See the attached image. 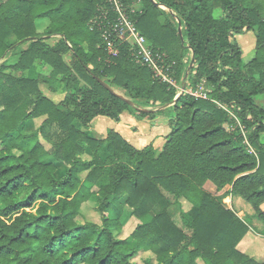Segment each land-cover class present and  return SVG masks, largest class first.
Returning a JSON list of instances; mask_svg holds the SVG:
<instances>
[{"label":"trees","instance_id":"obj_1","mask_svg":"<svg viewBox=\"0 0 264 264\" xmlns=\"http://www.w3.org/2000/svg\"><path fill=\"white\" fill-rule=\"evenodd\" d=\"M102 7L106 0H0V264H136L145 252L144 264H264L238 249L249 223L203 188L230 186L264 229V106L256 102L264 94V0H143L133 17L176 63L180 86L193 63L190 86L212 89L211 99L184 93L177 101L180 91L136 63L129 44L109 58L92 22ZM250 30L255 55L243 63L237 35ZM165 105L175 115L159 153L115 130L97 138L84 129L129 109L154 118ZM89 202L99 223L79 220ZM173 203L187 231L173 220ZM128 212L140 223L122 238Z\"/></svg>","mask_w":264,"mask_h":264},{"label":"crops","instance_id":"obj_2","mask_svg":"<svg viewBox=\"0 0 264 264\" xmlns=\"http://www.w3.org/2000/svg\"><path fill=\"white\" fill-rule=\"evenodd\" d=\"M45 87L48 89L47 86ZM112 89L117 92L116 89L114 88ZM191 89L192 87H190V84H188L186 90L189 91ZM46 93L52 98H53L52 95H56V96L62 95L60 99L63 98V94H59V93L55 94L53 92L48 93V91H46ZM122 95L124 94L122 93ZM54 99L60 100L56 97H54ZM108 119H106L105 116H98L94 119L96 120L95 128L97 130V133L101 135V137L96 136L97 138H104L107 136L110 130H115L119 132L128 142H130L136 148L143 149L148 145H153L157 153L161 152L167 141L168 135L172 131L169 125L170 119L162 120L157 116L154 118L146 117L144 119V122H139L138 120L135 119V117H133L132 114L123 112L120 116L119 122H114L112 119L111 120ZM203 188L207 192L215 196L224 205L225 208L233 210L243 221L249 223L250 229L245 235V237L242 239V241L238 244V249L241 252L255 258L258 261H264V229L259 228L258 226L254 225L253 223L247 220V217H249V213H250V209L248 205H245L243 201L231 195L230 186H227L222 190H218L212 182L208 181L205 183ZM181 205L184 211H189L193 206L191 202L185 199L181 200ZM181 205L180 203H173L170 207V212L172 214V218L175 221V223L179 227L187 231V228L185 227L183 223V219L181 217V207H180ZM195 210L196 209H194L192 212H195ZM139 223H140L139 219H137L136 217H132L129 223L126 224V226L132 225L133 226L132 231H133ZM127 236L128 235H126L125 237ZM150 256L151 255L149 252H145V253H140L138 257L144 261V259ZM199 264H204V262L199 260Z\"/></svg>","mask_w":264,"mask_h":264},{"label":"built area","instance_id":"obj_3","mask_svg":"<svg viewBox=\"0 0 264 264\" xmlns=\"http://www.w3.org/2000/svg\"><path fill=\"white\" fill-rule=\"evenodd\" d=\"M106 2L108 7L100 8L99 14L92 22L101 32L109 58L118 57L121 44L127 43L136 63L148 67L157 81L180 91L181 86L175 77L174 66L176 63L170 60L166 52L157 50L150 45L133 17L134 14L142 12L143 0H129V3H125L124 0H106ZM201 85H198L195 89L192 87L191 90H186L185 93L195 98L211 99L207 93L201 91ZM229 112L237 119L233 112ZM238 124L244 133L245 143L248 145L249 151L254 152L249 139L245 135L244 128L239 121Z\"/></svg>","mask_w":264,"mask_h":264},{"label":"rangeland","instance_id":"obj_4","mask_svg":"<svg viewBox=\"0 0 264 264\" xmlns=\"http://www.w3.org/2000/svg\"><path fill=\"white\" fill-rule=\"evenodd\" d=\"M220 14H221V10H218L216 12V16H219ZM39 23H40L39 30L43 31L45 29V26L47 25V20L46 19H40ZM256 33H257L256 30H250V31L245 32L243 34L237 35L238 43H239V45H240V47L242 49V52H243V63H247L255 55ZM54 41H55V39H53V38L49 40V42H52V43ZM7 59H9V62H12L14 57H13V55H9ZM67 59H69V58H67ZM188 84H189V81L187 80V86H188ZM43 87H44V89H46V91H48V93H52L44 85H43ZM190 87H192V86H190ZM201 87H202L201 91L204 92V93H207L210 96V92L212 91V89L207 84V82H202ZM117 92L120 93V94L123 93L124 96L127 95L120 89H118ZM52 96H53V98L56 97V98L60 99L62 95H58V96L52 95ZM256 102L258 104L264 106V94L257 95L256 96ZM126 112L129 113V114H132L133 117H135V119L138 120L139 122H144V119L146 118V117H144V118L141 117L138 113L134 112L132 109L124 111V113H126ZM173 115H175L173 107H167V108L162 109V111L158 112L157 117H159V118H161L163 120V119H171V117ZM106 119H108V118L106 117ZM42 120H43V118H38V119L35 120L36 128L41 125ZM108 120H111V119H108ZM113 121L114 122H119L120 120L119 121L113 120ZM77 125H78V127L81 128V125L79 123H77ZM95 126H96V120H94L90 124V126L84 127V129L87 130V132L91 136L101 137V135H99L97 133V130H96ZM30 132H31V128H30V126H28L25 129V133H30ZM240 133H241V135L244 138V144L249 149L248 145L245 143L244 133L242 131ZM245 135H246L247 139H249L248 132L246 130H245ZM261 140L264 142V133L261 136ZM44 145H45L46 149H50V145L49 144L44 143ZM86 158H87V156H86ZM57 166H58L57 176H61L64 173L65 168L60 163H57ZM244 203H246V202H244ZM246 204L248 205V207H250L252 209L251 205H249L248 203H246ZM125 215H126L125 217L127 218L126 224H128L132 217L130 216V212H128ZM79 220H80V222L93 221V222L99 223V215L94 210L92 202H89V204H87V206H85L84 214L79 217ZM247 220L251 222V217L250 216L247 217ZM132 229H133L132 225L131 226H128V225L126 226L125 225V227H123V229H122L121 233L119 234V236L123 238L126 235H129V233L132 231ZM134 261H135L136 264H144L145 259L143 261L139 257H136L134 259Z\"/></svg>","mask_w":264,"mask_h":264},{"label":"water","instance_id":"obj_5","mask_svg":"<svg viewBox=\"0 0 264 264\" xmlns=\"http://www.w3.org/2000/svg\"><path fill=\"white\" fill-rule=\"evenodd\" d=\"M179 33H180L181 40L184 41L182 28L179 29ZM192 54H193V53H192ZM192 65H193V63H191V64L189 65V67H188V70H187L186 75H185V78H184V82H183V84H182V86H181V90H180L178 96H177L176 99H175L176 101H177L179 98H181V97L184 95L185 91H186V88H187V78H188L189 73H190V71H191ZM100 81H101V83H103L108 89H110L113 93H115V94L118 95L120 98H122L123 100H125L126 102H128L130 105L134 106V102H133V101H131L130 99H128V98L125 97L124 95H122V94H120V93L114 91V90H113L112 88H110L106 83H104V81H102V80H100ZM167 107H169V105H165V106L162 107L161 109H164V108H167Z\"/></svg>","mask_w":264,"mask_h":264}]
</instances>
